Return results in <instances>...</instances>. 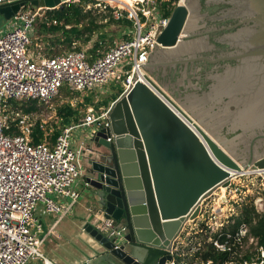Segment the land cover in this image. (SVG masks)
Masks as SVG:
<instances>
[{
	"label": "water",
	"instance_id": "1",
	"mask_svg": "<svg viewBox=\"0 0 264 264\" xmlns=\"http://www.w3.org/2000/svg\"><path fill=\"white\" fill-rule=\"evenodd\" d=\"M68 1L8 0L0 15L8 20L27 4L45 11ZM199 1L178 2L159 46L141 64L187 124L135 77L112 103L110 127L93 138L104 151L89 163L90 197L104 219L127 226L117 250L94 226L84 229L109 264L169 263L183 226L198 218L212 191L227 188L242 170L264 171V0H206L210 13ZM194 62L195 73L205 67L195 82L186 70L174 84L158 75Z\"/></svg>",
	"mask_w": 264,
	"mask_h": 264
},
{
	"label": "built area",
	"instance_id": "2",
	"mask_svg": "<svg viewBox=\"0 0 264 264\" xmlns=\"http://www.w3.org/2000/svg\"><path fill=\"white\" fill-rule=\"evenodd\" d=\"M7 1L0 0V4ZM90 1L86 10H110L114 20L131 22V27L122 32L126 39L97 56L88 54L91 42L80 50H75L74 44L71 51L55 57L31 52L35 23L42 10L29 4L7 20L5 30H0V264H57L41 252L38 235L42 225L36 210L42 206L47 214L62 217L69 213L70 206L58 202V198L74 204L82 190L90 189L86 180L78 184L82 174L76 164L89 149L83 142L73 148L72 132L92 125L97 131L108 129L112 107L89 108L78 123L62 126L53 143L45 136L43 142L34 145L29 116L13 109L11 102L35 100L43 104L56 98L62 89L70 93L94 92L109 84L121 87L122 93L128 92L135 85V77L141 82L140 75L146 74L141 64H146L153 44L159 46L158 36L172 10L183 0H131L124 5L120 0H112L114 4L109 0ZM105 141L110 143L111 138ZM254 206L264 211L261 199ZM210 220L201 230L205 233L202 240L189 239L180 247L174 245L168 264H210L198 257L206 244L228 254L224 264H264V249L248 236L246 225L241 224L232 234L213 214ZM95 228L112 242L113 249L125 243L126 225L109 218L102 219ZM248 251L250 256L246 258Z\"/></svg>",
	"mask_w": 264,
	"mask_h": 264
},
{
	"label": "rangeland",
	"instance_id": "3",
	"mask_svg": "<svg viewBox=\"0 0 264 264\" xmlns=\"http://www.w3.org/2000/svg\"><path fill=\"white\" fill-rule=\"evenodd\" d=\"M108 14L109 13L107 12L101 13L99 18H107L106 20H108ZM105 22L106 21L104 20L101 21V23L103 24H105ZM37 23L36 28L38 25ZM6 25L7 20H5L3 16L0 15V30H5ZM104 32L110 34L112 38L111 41H105V48H110L113 44L118 43L122 40V25L110 24L104 27ZM96 40L97 38L96 36H94L92 38L91 44H93V42ZM83 47L84 46H82L81 48ZM45 48L46 43L43 39V36L38 34V30L36 29V32H34V36H32V43L29 50L34 54L40 53L42 54V56H47V49ZM59 49H61V51L58 52V55L66 52V50L62 49V47H59ZM151 79L154 80L152 77ZM64 92H66V90ZM64 92L59 94L50 102L41 104L38 112L29 115V121L31 123H34L36 121L41 122L43 126L45 125L48 128L47 132L51 134V132H53L54 130H59L62 127L60 118H58L55 114L56 108L60 107L61 105L69 104V106L73 108L75 112H78V118L80 116L81 120V118H83L85 112L89 108L98 110L100 108L104 109L109 107L112 104V97L116 94L120 96L122 94V89L118 85L109 84L101 88L100 90H95L94 92ZM166 94L168 93L166 92ZM87 99L89 100V102L86 101ZM99 104H102V106L96 108V106H99ZM96 130V125H92L89 128L81 127L75 129L72 132V136L74 135V133H77L81 134L82 137H84L86 134L89 135L91 131ZM84 143H86V141ZM84 197L85 195L83 194V196L79 198L78 203L82 202L84 200ZM258 198L261 199L264 203L263 177L255 173H244L241 176L233 178L227 188H219L212 191L211 194L203 202V208L206 211H202L205 213V217L206 215L209 216L210 213L214 211L213 214L218 217L220 216L221 219H224L226 217L230 218L231 216L238 215L242 205H247L250 203L254 205ZM36 217L43 225V232L38 235V238L41 241V252L45 257L55 261L58 264H72L76 260L79 261V259H82L83 261L85 257H89V253L95 252L91 249L86 238L81 235V220L76 211L75 213L73 212L72 215H68L65 218L60 219L58 222L56 221V215L54 216L46 213L42 214L40 213V211L37 212ZM50 229L54 230L52 234L48 233ZM119 239L120 238H118V240ZM96 253L100 254V256L95 255L96 258L91 261V264H96L98 262L102 264V262L98 260L105 261L107 255H105V252L102 250L96 251Z\"/></svg>",
	"mask_w": 264,
	"mask_h": 264
},
{
	"label": "trees",
	"instance_id": "4",
	"mask_svg": "<svg viewBox=\"0 0 264 264\" xmlns=\"http://www.w3.org/2000/svg\"><path fill=\"white\" fill-rule=\"evenodd\" d=\"M90 0H79L78 2H71L63 4L61 7L42 11V16L37 19L35 23V32L38 30V34L43 36L46 43L47 57L58 56V52L61 51L59 47L66 50V52L73 49L75 44V50H80L82 46L87 45L92 41V38L96 36L97 40L93 42L92 47L88 50V54L93 56L100 55L109 49L104 47L106 40H112L110 34L104 32V27L110 24L122 25L123 30L131 27V22L127 20L116 21L112 18L110 10L107 11V18H99L102 12L86 10L85 5ZM97 12V13H96ZM106 21L105 24L101 21ZM122 39H126V36L122 35ZM66 89H62L60 94ZM68 91L66 90V92ZM118 94L112 97V102L118 98ZM89 102V100H86ZM42 103H38L35 100L27 102H11L13 109H19L23 115H31L39 111V107ZM102 104L97 105L96 108L101 107ZM55 114L60 118L61 125L66 126L71 123H78V112H75L69 104L61 105L55 109ZM42 126V127H41ZM31 143L36 145L44 141L45 136L48 137V141L53 143L59 130H54L49 134L48 128L42 125L41 122L36 121L32 123L31 127ZM231 221L233 224H229L224 229L230 233H235L241 224H244L248 228V236L256 239V245L264 249V211L258 212L255 206L250 204L242 205L237 216H232ZM250 246V249H253ZM199 259L203 262L211 261L210 264H223L229 259L227 253L217 252L213 246L206 244L201 249L198 255ZM249 258V253L245 255Z\"/></svg>",
	"mask_w": 264,
	"mask_h": 264
},
{
	"label": "crops",
	"instance_id": "5",
	"mask_svg": "<svg viewBox=\"0 0 264 264\" xmlns=\"http://www.w3.org/2000/svg\"><path fill=\"white\" fill-rule=\"evenodd\" d=\"M92 132H94V131H91L89 135L86 134L84 137H82L81 134H77V133L76 134L74 133V135L72 136V146H73V148H77L81 144V142L84 143L86 141V143H84V146H86V148L89 149V151H86V152L82 153L77 158V161H76L77 167H78L79 171L82 174V177L80 178V180L78 182L79 185L81 184V182L86 180V178H88V176H90L91 166H90L89 163H90L91 160H93L94 158L97 157L96 152L97 151L98 152L99 151H104V148H102L101 144H99L97 142H93V140H91L90 136H91ZM96 132H97V130L95 131V133ZM94 136H95V134H94ZM80 189H81V187H80ZM83 194L85 195L84 200L82 202L78 203L79 202L78 201L79 198L82 197ZM80 197L76 200V202H74V204H72V203L70 204L71 201H69L67 199L58 198V202L68 204L70 206V210H69L68 214H66V215H64L62 217H57L56 221L58 222L60 219L65 218L68 215H72V213L73 212L75 213V211H76L77 215H79V218L81 220V222H80L81 231H82L81 235L84 238H86V240H87L88 244L90 245L91 249L93 251H95L96 250L95 248H97L96 247V243H92L91 242V237L84 231V229H85V227L87 225H91V226L96 227V225L99 224V222H101L102 219H104L103 218V213L101 211H99V208H98V206H97V204L95 202V199L93 197H90V189L89 190H82L80 192ZM93 205L95 206V209H94ZM202 210L206 211L203 208V204L201 205V211ZM263 210H264V203H263ZM38 211H40V213H42V214L46 213L44 211L43 207H38L37 210H36V214H37ZM201 211H200V214H199V216H198V218L196 220L189 221L183 226L182 231L180 232L179 236L176 238V240L174 242L175 246H177V247L179 246L180 247L182 244L187 243L189 241V239H191L193 241H196V240H200V239L202 240L204 238L205 233H202L201 230H202V228H205V225L211 223L210 219H211V216H212L214 211H212V213H210L209 216L206 215V217H205V213L203 211L201 213ZM203 213H204V215H203ZM214 216H216V215H214ZM216 218H218L220 222H223L225 227L228 226L229 224H233V221H231L230 218L226 217L224 219H221L220 216L219 217L216 216ZM227 222H228V224H226ZM118 223L122 224V225H125L124 221H121V222H118ZM41 225H42V223H41ZM53 231H54L53 229H50L48 231V233L52 234ZM42 232H43V225H42ZM250 250H253V249H250ZM98 251H101V249L100 250L98 249ZM248 253H249V251H248ZM104 254L107 255V257L109 256L107 253H104ZM95 255H98V254H96V251L94 253H89V257H85V259H83V261H82V259H79V261L76 260L72 264H78V262L79 263L80 262H87V264H91V261L96 258ZM98 256H100V254ZM249 256H250V253H249ZM108 260L106 259L105 261L104 260H98V261H101L102 264H109L110 261H108ZM188 261H189L188 259H185L184 262H188ZM227 261H225V262H227ZM201 262H203V261L201 260ZM206 262H208V261H206ZM206 262H203V263H206ZM98 263H100V262H98ZM98 263H96V264H98Z\"/></svg>",
	"mask_w": 264,
	"mask_h": 264
},
{
	"label": "flooded vegetation",
	"instance_id": "6",
	"mask_svg": "<svg viewBox=\"0 0 264 264\" xmlns=\"http://www.w3.org/2000/svg\"><path fill=\"white\" fill-rule=\"evenodd\" d=\"M199 3H200V7H201L200 11L202 13H210V10L208 9L210 6L206 7V0H200ZM218 11H219V9L211 10L212 14H215ZM211 33L208 35L209 40H211V38H214V34H211ZM195 64H198V62H194V65H190V63H187L186 67H185V64H181V65H178L175 69L168 68L165 75L162 74V70H161L158 72V75L160 76L161 80L164 83L170 82V83L174 84L176 82V80H178L180 77H182V71L186 70L187 78L191 79L193 82H195V77L198 74L202 75V72H204V70H205L204 65L199 64V66L201 67V70H200V72L195 73L196 68L198 67ZM199 85L201 86L202 89H204V84L202 81H199ZM168 88L171 89L172 87L169 85Z\"/></svg>",
	"mask_w": 264,
	"mask_h": 264
},
{
	"label": "bare ground",
	"instance_id": "7",
	"mask_svg": "<svg viewBox=\"0 0 264 264\" xmlns=\"http://www.w3.org/2000/svg\"><path fill=\"white\" fill-rule=\"evenodd\" d=\"M109 1H111V3L112 4H114V1H112V0H109ZM119 3L121 4V5H124V4H129V3H131V0H120L119 1ZM145 76H146V74H143V75H140V79H141V82L142 83H144L147 87H149V89L151 90V92H152V95H156V96H158L159 98H161V100L177 115V116H179L184 122H186V124H187V121L175 110V108L171 105V104H169L168 103V101L167 100H165V98L163 97V95L161 96V94L155 89V88H153L150 84H149V82L145 79ZM190 128L191 129H193V127L192 126H190ZM194 130V129H193ZM199 139H200V141H202L203 142V144L205 145L206 143L204 142V140H203V138L201 137V136H199ZM259 172H261V175H263L264 173H262V172H264V171H262V170H256V171H254L253 173H255V174H260ZM232 173V172H231ZM249 173V172H248ZM244 174V171L242 170V171H240V172H237L236 173V175H238V176H241V175H243ZM263 177H264V175H263ZM235 178V177H234ZM223 189V188H222Z\"/></svg>",
	"mask_w": 264,
	"mask_h": 264
}]
</instances>
